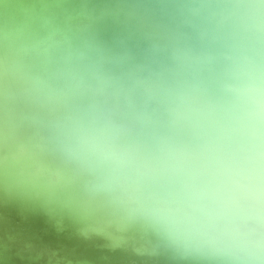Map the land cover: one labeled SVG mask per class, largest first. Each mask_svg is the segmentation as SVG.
I'll return each mask as SVG.
<instances>
[{"label": "clouds", "instance_id": "1", "mask_svg": "<svg viewBox=\"0 0 264 264\" xmlns=\"http://www.w3.org/2000/svg\"><path fill=\"white\" fill-rule=\"evenodd\" d=\"M172 7L190 31L145 22L149 51L162 58L130 82L71 45L54 61L55 33L32 42L6 27L5 99L50 110L59 150L86 177L79 206L106 225L98 235L118 246L136 230L152 255L264 264V0ZM2 135L5 145L15 135L7 104ZM38 178L52 189L74 185L59 169Z\"/></svg>", "mask_w": 264, "mask_h": 264}, {"label": "bare ground", "instance_id": "2", "mask_svg": "<svg viewBox=\"0 0 264 264\" xmlns=\"http://www.w3.org/2000/svg\"><path fill=\"white\" fill-rule=\"evenodd\" d=\"M107 1L112 5L106 22L118 30L120 38L131 35L129 45L135 48L123 44L118 50L110 39L97 36L87 40L83 37L98 19L94 13L95 19L87 14L89 10L86 7H91L92 2L83 7L86 8L84 13L67 16L66 35L69 38L72 31L75 37L64 40L66 35L62 31L53 36L54 40L59 41L50 50L54 61H59L71 45L72 49L88 51L100 71L114 75L122 82H130L142 67L155 66L153 60L162 58L149 51L153 29L144 27L145 22L181 32L190 31L180 23L178 10L172 7L181 0H165L167 5L164 6L159 2L162 0ZM32 7L29 0H0V96L3 98L2 60L6 27L24 40L38 42V32L49 23ZM107 23L98 20L100 28L106 27L114 32ZM24 59L27 62L35 59L36 66L42 67V57H36L35 53L26 54ZM8 99L25 103L37 111L30 115H13L14 139L5 145L2 135L5 109L0 107V258L15 259L18 264H207L180 259L163 250L152 255L144 250L151 247L150 238L136 230L127 233L126 242L118 246L108 232L98 235L106 225L99 219L87 216L79 206L78 191L86 177L70 165L59 150L49 127L52 113L48 108L19 98L13 99L11 94ZM20 145L24 146L25 152L19 162H15L11 155ZM40 169L63 170L67 178L74 182L72 190L52 189L46 181L38 178ZM137 248L140 250L137 251Z\"/></svg>", "mask_w": 264, "mask_h": 264}, {"label": "water", "instance_id": "3", "mask_svg": "<svg viewBox=\"0 0 264 264\" xmlns=\"http://www.w3.org/2000/svg\"><path fill=\"white\" fill-rule=\"evenodd\" d=\"M29 1L33 5L32 10L38 12L39 15L43 16V19L45 18L49 20L47 26H45L41 32H38L37 41L41 40L45 36H49L50 34L57 33L58 31H62L66 35L67 19H68L67 16L72 15L74 13H84V10H86L87 8L89 10L87 14L95 19V17L93 16L94 13V15L98 16V19H95V21L91 25L92 26L91 29L88 32H86L87 35L83 36L85 39L93 40L94 37L100 36L102 39H107V40L110 39V41L113 42V45L117 46L118 50L119 48H121V46H123V44L126 45L127 47H130L131 49L135 48V46L131 44L129 45L130 42L129 39L132 38L131 35H129L128 38H120L117 35L118 30L116 31V29L112 28L111 23L106 22V19L108 17L107 13L109 11L110 5H112V3H108L107 0H29ZM159 2L162 6L167 5L165 0ZM88 3L89 4L92 3L93 6L91 4V7H86L85 5ZM171 16L174 17L173 14H171ZM98 20H102L105 23H107L110 29L114 32L108 31L106 27L100 28V25L98 24ZM128 31L129 30H127V32ZM74 35L75 34H73V32L71 31V36H69L68 39L75 37ZM80 39H82V37ZM126 41L128 43H126ZM82 48H86V47H82ZM6 104L8 110L13 115H16L18 113H24L30 115L36 113L37 111L36 109L32 108L31 106L25 103H15L13 101H10L9 99L6 101L5 98L0 96V107H3L5 109ZM0 262H1L0 264H18V262L15 259H9L7 257L0 258Z\"/></svg>", "mask_w": 264, "mask_h": 264}]
</instances>
